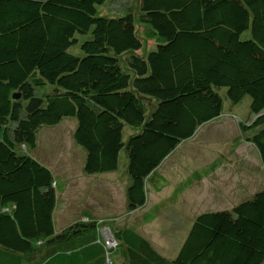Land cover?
Wrapping results in <instances>:
<instances>
[{"label":"trees","instance_id":"obj_1","mask_svg":"<svg viewBox=\"0 0 264 264\" xmlns=\"http://www.w3.org/2000/svg\"><path fill=\"white\" fill-rule=\"evenodd\" d=\"M139 1L103 16L105 0H0V264H263L264 186L196 214L172 258L138 224L106 226L111 247L88 213L56 228L60 185L32 153L37 129L66 117L85 173L115 171L125 149L129 211L146 207L157 168L225 98L249 96L235 143L255 148L264 173V0ZM76 34L81 55L68 51ZM142 39L152 46L143 55Z\"/></svg>","mask_w":264,"mask_h":264},{"label":"rangeland","instance_id":"obj_2","mask_svg":"<svg viewBox=\"0 0 264 264\" xmlns=\"http://www.w3.org/2000/svg\"><path fill=\"white\" fill-rule=\"evenodd\" d=\"M138 6L139 0H105L103 4L97 6V15L118 16L125 14L129 9L134 10L133 12H135ZM75 36L78 39V42L71 45L68 48V51L74 55H81L82 51L80 49V43L86 38V36L81 34H76ZM142 41L143 46L138 52L143 55L147 50L151 49L152 46L151 42H147L146 39H142ZM36 91L37 94L43 96L49 91V86L46 85L39 87ZM222 91H224V89ZM249 102L250 98L246 95L235 106H232L225 98L222 116L225 119H229V122L232 121L234 123L226 125L225 128L222 123L219 124L214 122L204 126L198 132V137L196 138L198 142L202 144L205 143V146L210 145L214 150L213 152H216V154H219L220 156L226 155L230 150L231 136L234 135L236 137L238 134V126L235 122L237 123L240 118L246 117L249 109ZM74 125L75 119L72 117H66L55 125H41L36 132L37 147L35 148L36 150L33 151V154L38 157L37 160L43 164L49 165L54 172H61L62 175H65V179H68L66 189V192H68L60 194L57 203V206H59L61 210L56 217L58 223H56V228L59 229L61 227L59 226V223L70 218L72 213L79 209V207H89V209L95 214H99L97 220L100 223L102 233L106 238L110 235L109 229L106 227H110V223L124 225L127 224L126 221L130 222L134 219L138 221L139 232L150 241L159 253L173 256L179 249V244H181L186 229L190 226V218L197 211V209L196 211H190V213L188 211L189 207H191L190 204H187L190 196L185 195L178 200L180 204H177L178 201H176L171 204V208L167 210L164 208L152 223L146 224L141 219V211L130 212L127 208L125 149L122 148L120 151L119 165L116 172L109 174L106 176L107 178L101 176L98 178V183L93 184L92 182L95 176L83 171V157L85 156V152L82 147L75 144L72 138V131L75 127ZM127 136V130H125L124 140H126ZM250 149L249 160L247 163L243 162L244 164L242 168L245 169L246 166H248L251 173L256 175V177H251L249 180V182L253 184V179H256L257 181L262 180L263 176L261 175L262 166L257 151L251 146ZM239 162L241 161L235 159L233 165L231 167L228 166L227 169L233 170L232 172H234L238 169L237 167L241 166ZM95 175L97 177L99 174ZM79 180L81 182L76 186L75 184L77 181L79 182ZM91 180L92 182L90 184L89 181ZM235 180L234 175L232 178L225 175V179L221 176L218 180L217 188L221 190V187H223L225 182H234ZM207 186L203 185L202 189L205 187L208 191L211 190L210 192L216 189L214 187L211 188L210 185L208 188ZM262 186H264V184ZM73 189H76V191ZM72 190L73 193L70 192ZM166 192L167 191H165V193ZM165 193H162V195ZM195 197L196 196L193 194V198ZM212 197L217 199L219 195L213 193ZM148 198L149 203L156 199V197L150 195V193H148ZM73 199H76V201H73ZM182 203L183 205L187 204L186 206H188L184 208V214L183 209L181 210L180 207ZM102 205L103 207H101ZM124 213L127 215H124Z\"/></svg>","mask_w":264,"mask_h":264},{"label":"crops","instance_id":"obj_3","mask_svg":"<svg viewBox=\"0 0 264 264\" xmlns=\"http://www.w3.org/2000/svg\"><path fill=\"white\" fill-rule=\"evenodd\" d=\"M129 10L132 11L131 9ZM228 120L229 119L223 118L221 114L219 117L213 119L212 121L201 125L193 138L184 141L176 149V151L173 152L170 156H168L162 162V164L157 168V170L153 174V177H154L153 183H151V185H148L146 207L144 209H137V210L130 211V212L141 211L142 214H140V216H141V219L143 220L144 213L146 211L151 210L153 207L158 206L159 213H160L161 210H163L164 208L165 210L171 208L172 207L171 204L180 200L185 195H189L190 196L188 198L189 201L187 202L188 205L189 204L191 205V207H189L188 209L189 213L190 211H196L197 209L196 213L190 218L189 225H191L192 220L196 214L202 211H206V210L230 208L239 200L250 195L255 189L260 188L264 184L263 169L261 173V175L263 176V179L258 180V181L256 179H253L254 183L252 184L249 182V180L251 177H256V175H253L251 173L248 166H246L245 169L242 168L244 164L243 162L247 163L249 160L250 150H251L250 146L254 148L249 142L240 140L235 143L236 137L233 135L231 136L232 138L230 139L229 152L226 153V155L224 156H220L219 154H216V152H213L214 150L210 147V145L205 146V143L202 144L198 142V140L196 139L198 137L197 135H198L199 130L203 128L204 126L209 125L214 122V123H219V124L222 123L225 128L226 125L234 123L232 121L229 122ZM235 124L237 125L236 122ZM33 156L36 159L38 158L34 154ZM235 159L237 161H241L239 162L241 166L237 167L238 169L232 172L233 170H229L227 169V167L228 166L231 167ZM44 165H46L52 171L53 176L55 177V179H57L56 182L58 183V185H60V188H59L60 192L58 193V196H57V203H58L60 194H63L66 192L68 179L66 180L65 175L64 174L62 175L61 172L60 173L54 172V170L49 165L47 164H44ZM114 172H116V170L110 171V172H104V173H97L99 174L97 177L95 174H92L95 176V178L93 179V182L92 180L89 182L90 184L91 182L93 184L95 183L97 184L99 181L98 178H100L101 176H104L105 178H107L106 176H108L109 174H113ZM225 175H228L229 178H232L234 175L236 180L234 182H225V184L223 185V187H221V190H220L217 188V183L221 176L225 179ZM126 179H127V182H126V187H127V185L129 184L128 175ZM188 179L190 180L193 179V180L191 183H189L184 188V190L179 194L177 198L171 199V195L174 189L180 183ZM80 182H81L80 180L79 182L77 181L75 185L77 186V184H79ZM103 182H99V183H103ZM203 185H206V186L208 185L207 188L210 185L211 188L214 187L216 189L210 192L211 190L208 191L207 189H205V187L204 189H202ZM73 190L76 191V189H73ZM73 190L70 192L73 193ZM165 191L167 192L165 193ZM148 193L156 197V199L153 200L151 203H149ZM162 193H165L164 195L166 196L162 195ZM213 193H216L217 195H219V197L217 199L213 198L214 197V196L212 197ZM193 194L194 196H196L195 198H193ZM74 200L76 201V199H73V201ZM177 204H180L179 201L177 202ZM187 204H184L185 205L184 206L182 203L180 206L181 210L183 209V214L185 211L184 208L188 207L186 206ZM101 207H103V205ZM60 210H61L60 207L56 205L55 210H54V215H53L55 224L57 223L56 217ZM87 213L88 215H92V217H95V218L99 217V214H95L91 209H89V207L82 206V207H79V209H77L75 212H73L70 218H67L65 221H62L61 223H59V226H65ZM159 213L157 214L156 218L158 217ZM124 215H127V214L124 213ZM137 222L138 221L134 219L130 222L126 221L127 225L128 224L135 225V224H138ZM146 224H149V223H146ZM188 229L189 228L186 229V232L183 235L182 241L184 240V237ZM161 254L165 257H170V258H172L175 255L174 254L173 256H168V255H164L163 253Z\"/></svg>","mask_w":264,"mask_h":264},{"label":"built area","instance_id":"obj_4","mask_svg":"<svg viewBox=\"0 0 264 264\" xmlns=\"http://www.w3.org/2000/svg\"><path fill=\"white\" fill-rule=\"evenodd\" d=\"M84 220H86V219L84 218ZM109 232H110V231H109ZM101 235L104 237L105 243H106V245H107L108 247H111V246H114V245H115V241H114V239H113L111 233H110V235H109L110 238H109V237L106 238V236L103 235V233H102V229H101Z\"/></svg>","mask_w":264,"mask_h":264},{"label":"water","instance_id":"obj_5","mask_svg":"<svg viewBox=\"0 0 264 264\" xmlns=\"http://www.w3.org/2000/svg\"><path fill=\"white\" fill-rule=\"evenodd\" d=\"M15 97H17V96H15Z\"/></svg>","mask_w":264,"mask_h":264}]
</instances>
